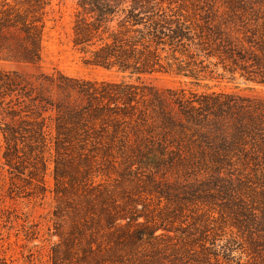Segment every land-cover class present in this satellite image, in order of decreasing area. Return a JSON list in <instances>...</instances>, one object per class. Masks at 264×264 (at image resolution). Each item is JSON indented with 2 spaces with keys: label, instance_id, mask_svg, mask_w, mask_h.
Listing matches in <instances>:
<instances>
[{
  "label": "trees",
  "instance_id": "1",
  "mask_svg": "<svg viewBox=\"0 0 264 264\" xmlns=\"http://www.w3.org/2000/svg\"><path fill=\"white\" fill-rule=\"evenodd\" d=\"M51 1L0 0V60L39 64ZM173 3L76 0L72 48L84 64L129 78L161 71L200 83L207 67L203 61L212 64L213 59L228 73L264 86V0H189L188 15ZM191 46L205 58L194 68L177 55H184ZM234 100L220 99L214 92L186 98L183 90L159 91L125 80L82 83L0 67L4 164L19 169L21 156L40 158L51 152L58 157L80 154L89 161L88 156L99 153L109 157L116 148L118 164L129 170L176 167L219 173L239 164L240 171L244 167L248 171L238 181L249 183L251 178L260 185L258 179L264 177V99H242L239 104ZM229 118L228 133L222 123ZM233 202H226L225 207ZM257 232L246 235L250 250L237 257L233 249L226 248L192 261L264 264V230ZM229 242L238 243L235 238Z\"/></svg>",
  "mask_w": 264,
  "mask_h": 264
},
{
  "label": "rangeland",
  "instance_id": "2",
  "mask_svg": "<svg viewBox=\"0 0 264 264\" xmlns=\"http://www.w3.org/2000/svg\"><path fill=\"white\" fill-rule=\"evenodd\" d=\"M174 1L189 14V0ZM75 7L76 0H52L46 8L39 64L0 60V67L82 83L125 80L159 91L183 90L186 98L214 92L236 104L264 99V86L228 73L213 59L212 64L203 61L207 67L200 83L172 72L136 79L86 65L70 42ZM187 50L177 55L193 68L205 59L193 46ZM229 122L222 123L228 133ZM0 145V264H197L192 258L203 253L231 248L237 257L249 251L246 235L264 230V177L260 185L251 178L241 183L248 168L240 171L239 164L219 173L176 167L129 170L118 164L120 152L114 148L109 157L86 151L89 161L74 153L21 156L16 169L4 164V142ZM232 200L234 205L225 207Z\"/></svg>",
  "mask_w": 264,
  "mask_h": 264
}]
</instances>
